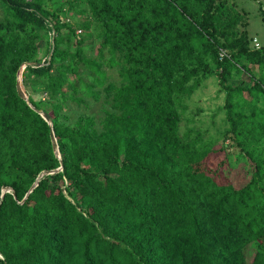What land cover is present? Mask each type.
<instances>
[{"label":"trees","instance_id":"trees-1","mask_svg":"<svg viewBox=\"0 0 264 264\" xmlns=\"http://www.w3.org/2000/svg\"><path fill=\"white\" fill-rule=\"evenodd\" d=\"M0 8V264H264V44L246 11L233 0ZM40 53L49 60L30 66ZM212 72L245 160L230 178L216 141L180 125ZM33 78L38 100L24 89Z\"/></svg>","mask_w":264,"mask_h":264},{"label":"rangeland","instance_id":"rangeland-1","mask_svg":"<svg viewBox=\"0 0 264 264\" xmlns=\"http://www.w3.org/2000/svg\"><path fill=\"white\" fill-rule=\"evenodd\" d=\"M32 1V0H25ZM235 5L239 9L246 11L247 18L244 22H247V32L249 37H255L261 44H264V22L261 19L258 2L263 0H233ZM47 3L44 2V8H48ZM1 13V8H0ZM2 14H0L1 17ZM60 23H67V19L59 17ZM54 33L51 31L48 36L49 38L53 37ZM49 40H47L48 42ZM254 43V41H253ZM47 46L46 43L39 42L38 46L40 50H44ZM39 64L40 66L46 60H49L47 55L40 53L39 54ZM27 66V64H23ZM36 67V66H33ZM254 73L257 75V69L253 68ZM113 78H115V73H111ZM214 72H212L207 78H205L201 83L198 89L194 90L192 95L184 101L186 106L185 113L181 115V129L185 130L186 128H196L201 131L207 132L210 139H214L217 143L215 148H221L223 150V156L218 159L224 162V172L227 174L231 171L229 178L232 177V173L237 171L241 164L244 163V159L240 157V152L236 147L235 142L232 140V136L228 133V128L225 123L224 111L222 110L224 103V94L219 91L217 85V79L215 78ZM83 78L85 75L82 76ZM112 78V79H113ZM245 84L249 85V79L247 76H242ZM21 83V82H20ZM44 83L43 79L30 80V84L24 89L29 96L34 97V100H38V92L42 90L40 87ZM236 84V83H235ZM27 95V96H28ZM28 98V97H27ZM29 102V101H28ZM91 106L93 105L90 102ZM94 110H98V105L93 106ZM225 151V152H224ZM215 162V168L219 167V162Z\"/></svg>","mask_w":264,"mask_h":264},{"label":"water","instance_id":"water-1","mask_svg":"<svg viewBox=\"0 0 264 264\" xmlns=\"http://www.w3.org/2000/svg\"><path fill=\"white\" fill-rule=\"evenodd\" d=\"M29 65H30V66H40V65L37 64V63H29ZM17 88H18V89H17L18 96H19L21 99L25 100V101L27 102V104H28V105H29L34 111H36L38 114H40V116L46 121V123L48 124V126H49L50 129H51V120H50V117H49L47 114H45V113H43V112H39V111H37L35 108H33L32 105L28 102V99H27V98L21 93V91L19 90V85H18V84H17ZM51 137H52V143H53L54 153H55L56 157H57L58 159H60V157H59V153H58V148H57L56 139H55V137H54V135H53V132L51 133ZM61 170H62V165L60 164V167L57 168L56 170L52 171V172H44V173H41V174L37 177L35 183H34V184L32 185V187L30 188L29 192H31V191L37 186L38 182L40 181V179H41L43 176L48 175V174H52V173H56V172H59V171H61ZM8 191H10V189H8V188H6V189L4 190V192H8ZM29 192H28V193H29ZM28 193H27V195L25 196V198L28 196Z\"/></svg>","mask_w":264,"mask_h":264},{"label":"clouds","instance_id":"clouds-1","mask_svg":"<svg viewBox=\"0 0 264 264\" xmlns=\"http://www.w3.org/2000/svg\"><path fill=\"white\" fill-rule=\"evenodd\" d=\"M60 172V171H59ZM9 189V188H8ZM9 192V191H8ZM5 193V192H4Z\"/></svg>","mask_w":264,"mask_h":264}]
</instances>
